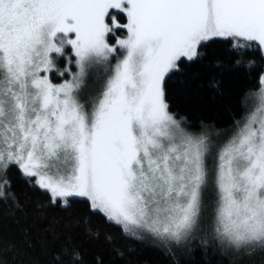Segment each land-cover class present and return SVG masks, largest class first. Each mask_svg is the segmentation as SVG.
<instances>
[{"label":"snow or ice","instance_id":"1","mask_svg":"<svg viewBox=\"0 0 264 264\" xmlns=\"http://www.w3.org/2000/svg\"><path fill=\"white\" fill-rule=\"evenodd\" d=\"M218 42L251 83L229 127H197L168 83ZM13 169L47 196L39 214L80 203L169 264L197 249L264 264V0H0V205L16 226H0V264L124 259L24 226Z\"/></svg>","mask_w":264,"mask_h":264},{"label":"trees","instance_id":"2","mask_svg":"<svg viewBox=\"0 0 264 264\" xmlns=\"http://www.w3.org/2000/svg\"><path fill=\"white\" fill-rule=\"evenodd\" d=\"M203 55L194 62H185L168 83V103L173 112L185 117L197 127L201 123L213 125L217 129L229 127L233 116L239 118L240 101L251 83V76L243 68H238L226 42L210 43L202 49ZM55 78V77H54ZM12 188L22 205L17 215L24 226L40 236H48V229L72 232L74 238L88 250L91 260L97 253L106 260L111 259L112 248H120L126 255L117 264H169V258L151 242L124 237L119 229L107 224L102 217H88L84 206L73 205L75 211L50 208L41 215L38 209L47 205L48 198L39 190H33L24 178L13 169L9 172ZM9 208L0 205V226L11 225L15 232ZM87 220V223L84 221ZM79 221V222H77ZM99 231L101 239L93 243L86 235L87 229ZM111 234L114 244H104L105 234ZM186 264H220L219 257L211 253L205 255L199 249L185 258Z\"/></svg>","mask_w":264,"mask_h":264}]
</instances>
